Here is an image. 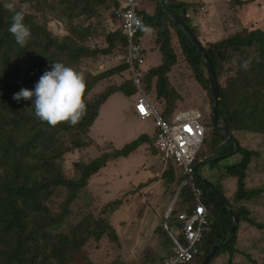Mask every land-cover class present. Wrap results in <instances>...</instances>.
Returning a JSON list of instances; mask_svg holds the SVG:
<instances>
[{"label":"trees","instance_id":"trees-1","mask_svg":"<svg viewBox=\"0 0 264 264\" xmlns=\"http://www.w3.org/2000/svg\"><path fill=\"white\" fill-rule=\"evenodd\" d=\"M148 1L155 4L154 12L139 10L137 0L135 11L153 31L146 35L141 30L133 39L134 44L141 46L143 63L137 60L131 65L126 31L121 26L109 33L104 29L98 31L106 10L114 13L129 8L125 0H19L14 11H24V23L31 31L25 47H20L8 31L14 12L4 4L12 0H0V264H82L92 241L101 242L107 237L115 246L121 245L108 217L131 200H115L103 208V216L96 218L89 213L79 217V221L73 216L72 205L81 198L91 177L109 162L129 158L143 144L159 154L148 135L121 149L105 142V148L111 149L109 152L90 134L111 96L121 92L127 97H140L132 68L142 74V90L167 122H173L183 100L173 83L174 77L191 74L206 94L203 101L197 99L206 137L195 166L224 142V134L212 122V92L200 54L164 14L158 0ZM166 1L193 31L210 58L219 85L217 120L228 127L237 143L230 150L221 148L214 161L204 165L207 172L204 176L211 178L208 180L239 218L229 238L226 237L233 226L232 214L208 186L196 177L193 181L208 212L194 264H202L218 244L219 249L208 264H264V30L243 29L217 42H204L192 17L193 3ZM250 2L235 0L231 4L244 7ZM51 20L63 24L64 36L50 30ZM97 40H103L102 46ZM102 56L110 63L119 60L106 70L101 71L97 64L91 70L89 66ZM245 60H250L247 69L242 67ZM53 62L72 67L85 78L87 110L75 126L61 123L53 127L35 117L31 109L35 98L19 102L13 99L22 88L34 91ZM110 80L117 82L96 92ZM92 147L102 154L77 161L72 176L64 172L68 154L90 151ZM234 156L239 157L229 164L228 160ZM163 163L166 169L161 179L170 191L171 202L186 177L174 160ZM62 196L65 199L59 202ZM196 205L195 190L187 184L169 218L163 215V224L155 230V236L162 240L164 254L150 257L146 264H164L173 255L171 228L178 229V236L172 234L186 245L178 216L192 213Z\"/></svg>","mask_w":264,"mask_h":264},{"label":"rangeland","instance_id":"rangeland-1","mask_svg":"<svg viewBox=\"0 0 264 264\" xmlns=\"http://www.w3.org/2000/svg\"><path fill=\"white\" fill-rule=\"evenodd\" d=\"M137 1L139 10L150 13L155 11L154 3L148 0ZM183 1L193 3L195 11L192 12V17L193 20H196L194 22L198 27L200 39L204 42H217L243 29L264 30V0H244L251 1L244 7L232 5L231 3L235 0ZM14 2L16 5L19 0H14ZM25 7L28 6L25 5ZM117 12L113 13V10H106L103 13L104 21L102 25L98 26V31L104 29L106 33H109L120 28V23L114 19ZM37 18L41 21L39 15ZM57 24L60 26L59 30H57ZM49 28L60 36L66 34V30L62 29L63 24L60 21L51 20ZM102 41L97 40L100 46H102ZM113 60L110 63L106 56H102L89 68L93 70L97 64L96 66L101 68V71L106 70L119 59ZM185 75L187 76L179 74L178 77H174L173 81L183 98L182 102L179 103L180 110L195 111L199 108V101L206 99V94L200 89L191 74ZM116 82V80H110L109 84L102 83L96 92H100L107 85ZM137 99V96L127 97L119 92L111 96L102 107L90 134L99 144L101 143L100 145L103 144L104 148L107 145L105 142H111L116 149H121L145 134L153 135V127H155L156 133L154 120L143 121L137 116L134 109ZM197 99L200 100L197 101ZM234 146L236 144L232 143L225 149L230 150ZM92 149L68 154L65 157L64 172L72 176L74 175V164L77 161H86L102 154L101 150L96 147H92ZM105 149L111 151L107 147ZM236 150L237 148L233 152ZM147 151L148 154L138 152V154L132 155L130 159L128 158L129 160L126 159L127 161L120 159L109 162L99 174L91 177L84 189L85 192L81 194V198L72 205L73 216L79 221V217H84L89 213L96 218L103 216L101 215L103 208L115 200H131L129 203L124 202L118 210L110 213L108 217L121 245L115 246L107 237L101 242L92 241L87 246V255L82 264H88V262L94 264H146L150 257H162L164 254L162 240L155 236V230L163 224V215L171 204L170 199H168L170 191L166 189L161 179L166 165L161 156L153 153L152 148ZM238 157H231L228 160L229 164L236 161ZM200 173L207 175L204 165L200 168ZM208 179L211 180L209 177ZM148 186L150 189H147ZM85 193L87 195L84 196ZM63 199H65L64 196L58 198V201L63 202ZM166 204L169 205L166 206ZM171 232L176 236L179 235L176 228H171Z\"/></svg>","mask_w":264,"mask_h":264},{"label":"built area","instance_id":"built-area-1","mask_svg":"<svg viewBox=\"0 0 264 264\" xmlns=\"http://www.w3.org/2000/svg\"><path fill=\"white\" fill-rule=\"evenodd\" d=\"M129 8L115 14V20L126 31L129 38V57L131 65L141 59V46L133 43L135 36L141 31L137 24L144 22L138 16L135 9L138 6L136 0H125ZM134 80L140 90V97L135 103V112L142 120L152 119L155 121L156 133L154 146L162 156V159L174 160L175 164L182 169L186 180L178 188V193L187 184H191L195 190L196 207L188 213H181L179 221L182 224L181 233L185 238L186 245L171 233L174 241L173 255L164 264H194L199 252L197 243L201 240L205 226L207 225V209L201 200V192L194 186L196 177V157L206 137L204 116L200 111H180L174 115L173 122L165 121L160 115L155 104L143 92L141 87L142 74L135 71Z\"/></svg>","mask_w":264,"mask_h":264},{"label":"clouds","instance_id":"clouds-1","mask_svg":"<svg viewBox=\"0 0 264 264\" xmlns=\"http://www.w3.org/2000/svg\"><path fill=\"white\" fill-rule=\"evenodd\" d=\"M4 7L14 12L8 31L15 37L16 43L20 47H25L31 37V31L24 23V11H14L16 7L14 0L12 2H6ZM137 24L146 35L152 33L153 29L150 26L144 25L140 21H137ZM249 65L250 60H245L242 67L247 69ZM50 68V71H46L40 77L35 85L34 91L22 88L13 95V99L19 102L21 100H33L35 98L31 109H34V115L37 119L53 127L61 123H69L71 126H75L81 121L87 110L84 102L87 87L85 78L82 73L60 62L51 63ZM147 97L151 100L149 96ZM163 162L166 161L163 160Z\"/></svg>","mask_w":264,"mask_h":264},{"label":"water","instance_id":"water-1","mask_svg":"<svg viewBox=\"0 0 264 264\" xmlns=\"http://www.w3.org/2000/svg\"><path fill=\"white\" fill-rule=\"evenodd\" d=\"M161 8L163 9L164 14H166L168 16V18L190 39V41L192 42V44L194 45V47L196 48V50L198 51V53L200 54L205 67H206V71H207V75H208V80H209V84H210V89L212 92V122L214 125V128L219 131L222 132L225 136V140L223 143H221L215 150L214 152L204 158L203 160H201L197 165H196V178L202 182L204 185L208 186L213 193L216 194V196L218 197V199L224 204V206L226 207V209L232 214L233 216V226L230 230V232L228 233L226 238H229L234 231L236 230L237 224L239 222V218L238 216L233 212L230 204L228 203V201L223 197V195L217 190V188L206 178L204 177V175H201L200 173V168L207 164L210 163L212 161H214L218 151L221 148H224L232 143L236 144V140L234 139V137L230 134V131L228 129V127H226L225 125H222L218 120H217V111H218V102H219V85H218V81H217V77H216V73L214 71L212 62L209 58V56L207 55L206 51L204 50L202 44L200 43V41L197 39V37L195 36V34L193 33V31L188 27V25L184 22V20L175 12H173L171 10V8L169 7L168 3L166 0H158ZM57 30L60 29V26L57 24ZM238 150V149H237ZM178 197V193H176V195L174 196L170 206L167 209L166 212V218H168L173 210V207L176 203ZM165 228L167 229V223L165 224ZM225 239L222 240V242H224ZM219 249V244L215 245L207 254L205 261L202 264H208L209 261L211 260V258L214 256V254L216 253V251Z\"/></svg>","mask_w":264,"mask_h":264},{"label":"crops","instance_id":"crops-1","mask_svg":"<svg viewBox=\"0 0 264 264\" xmlns=\"http://www.w3.org/2000/svg\"><path fill=\"white\" fill-rule=\"evenodd\" d=\"M154 128V133H153V135H149V134H145V135H148L150 138H152V136H153V140H154V137H155V127H153ZM153 144H154V141H153ZM149 147H150V145H148V144H143V145H141L140 147H139V149L134 153V154H132V155H135V154H138V152L140 153V152H142V153H144V154H148V149H149ZM155 147V146H154ZM131 155V156H132ZM157 155H159V156H161L160 154H157ZM130 156V157H131ZM130 157H129V159H130ZM128 159V158H127ZM128 159V160H129ZM121 160H123V161H127L126 160V158H122ZM147 186V185H146ZM147 189H150V187L148 186V188ZM146 195H147V193H146Z\"/></svg>","mask_w":264,"mask_h":264}]
</instances>
